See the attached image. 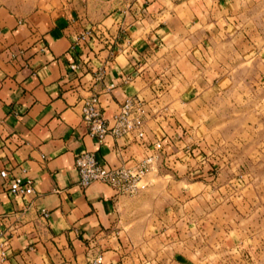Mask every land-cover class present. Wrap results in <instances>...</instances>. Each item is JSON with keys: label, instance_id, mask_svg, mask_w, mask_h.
Masks as SVG:
<instances>
[{"label": "crops", "instance_id": "obj_1", "mask_svg": "<svg viewBox=\"0 0 264 264\" xmlns=\"http://www.w3.org/2000/svg\"><path fill=\"white\" fill-rule=\"evenodd\" d=\"M252 65L264 68V0L1 8L0 264H217L218 227L242 186L219 160L227 153L219 139L235 120L214 111L223 102L241 114ZM91 94L106 121L125 98L144 100V140L91 137L81 113ZM156 142L160 167L135 195L79 185L81 153L121 166ZM21 169L32 180L26 198L8 191ZM43 210L45 227L37 225Z\"/></svg>", "mask_w": 264, "mask_h": 264}, {"label": "rangeland", "instance_id": "obj_2", "mask_svg": "<svg viewBox=\"0 0 264 264\" xmlns=\"http://www.w3.org/2000/svg\"><path fill=\"white\" fill-rule=\"evenodd\" d=\"M35 4L36 0H0V9L25 13ZM251 67L246 103L235 110H240L241 114H230L232 110L223 102L215 106L214 111L219 113L221 121L235 120L230 132L224 129L225 135L219 139L221 147L227 150L219 160L227 162L226 172L242 186L241 199L234 201L225 214L227 217H222L224 223L218 227L216 240L220 245L213 256L217 264H264V68ZM260 80L262 84L258 89L254 83ZM239 144L241 146L237 147ZM233 147L237 150L230 152Z\"/></svg>", "mask_w": 264, "mask_h": 264}, {"label": "built area", "instance_id": "obj_3", "mask_svg": "<svg viewBox=\"0 0 264 264\" xmlns=\"http://www.w3.org/2000/svg\"><path fill=\"white\" fill-rule=\"evenodd\" d=\"M81 113L82 122L88 134L99 143L108 136L131 137L136 141L144 140L148 109L145 101L137 96L125 98L110 121L104 119L99 97L96 94L83 98ZM162 148L161 142H156L153 144V151L141 159L113 167L99 164L93 152H83L75 160L79 185L86 188L93 183H101L113 189L117 195H135L146 188L145 179L158 171ZM0 176L6 178L7 173L1 171ZM8 191L19 198H26L33 194L32 180L26 169H21L20 175L11 179ZM47 218L48 213L43 210L37 219V225L45 227ZM100 261V257L96 259V263Z\"/></svg>", "mask_w": 264, "mask_h": 264}]
</instances>
